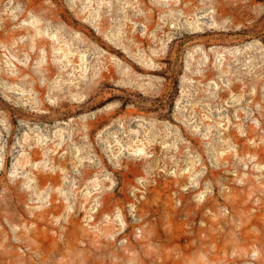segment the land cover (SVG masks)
I'll return each instance as SVG.
<instances>
[{"label":"rangeland","instance_id":"rangeland-1","mask_svg":"<svg viewBox=\"0 0 264 264\" xmlns=\"http://www.w3.org/2000/svg\"><path fill=\"white\" fill-rule=\"evenodd\" d=\"M0 264H264V0H0Z\"/></svg>","mask_w":264,"mask_h":264}]
</instances>
